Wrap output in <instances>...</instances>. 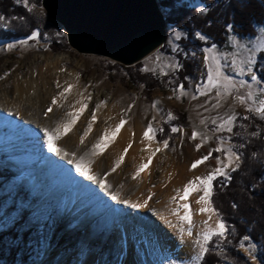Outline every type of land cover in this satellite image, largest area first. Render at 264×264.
Masks as SVG:
<instances>
[{"label":"rangeland","instance_id":"rangeland-1","mask_svg":"<svg viewBox=\"0 0 264 264\" xmlns=\"http://www.w3.org/2000/svg\"><path fill=\"white\" fill-rule=\"evenodd\" d=\"M41 2L42 0H29V6L25 7L22 0L21 2H18V0H0V16L4 17L3 20H0V72H2L0 84L5 83L6 79L12 81L16 76H19L20 79L24 78L30 72L37 74L39 72L38 69L42 66H48L55 59L54 56L56 54L64 53L72 61L67 67L70 70L78 69L86 88L89 89V93L108 91L112 93V96L119 94L116 103L122 106V112L126 120L131 121L135 117L138 118L144 124L142 126L145 130L148 124L151 123L155 131L149 134L150 139L156 142L167 141L169 154L173 157H183L188 148H190L202 158L208 155L212 149L219 146L221 140L225 141L223 144L225 148L231 146L234 152L241 155L239 149L246 138V129L248 128V124L241 120L243 116L251 115L254 117L255 120L251 121L254 122L253 126L256 132L264 133V119L246 110L248 107L255 108L258 106L259 100L264 98V94L261 93V89L264 88V79L260 76L264 72V51L261 50L262 45H264V24H260L255 28L256 34L254 35L246 36L233 32L230 34L229 42L226 45L209 44L212 39L203 32V23H201L203 20L202 18L199 19V17L205 16L212 9L215 11L213 14L217 18L222 16V23L224 24L225 17L230 13V7L232 8L233 2L231 3L230 0L215 1L211 8H208L200 0H159L160 8L171 19L180 20L179 18H182L181 14H183L182 11L180 12L181 9L190 11L188 20L192 24V33L190 34L192 42L188 45L189 56L185 61L180 56L169 53V49L165 46L163 49H158L133 65H125L99 54L80 53L75 48H72L68 44L67 35L62 25L49 17ZM234 2L236 3L237 0H234ZM218 5L221 7L218 9L220 10L219 12L216 10ZM196 6L198 7L196 8ZM202 8H206L207 11L201 12ZM234 14L235 12L230 14V16L233 17ZM28 25L37 27L35 31L39 33L37 37L33 38L32 34L34 32L23 35L12 34L10 36L6 34L7 32H4L8 30L16 32V29L24 30ZM229 26L231 24H228L227 27L232 31V26L231 28ZM197 33L205 36L206 39H200ZM206 52L209 57L214 56L219 60L224 74L232 77L233 82L237 85V88L232 90L231 95H226L220 101L221 106L217 108L213 107L217 99L215 97V89L207 96L200 95L197 91V86H201L200 91H203L202 85L206 83L207 68L204 62ZM38 56L43 58L31 64ZM249 59L253 62L251 68L257 75L259 83L250 79L248 73L249 65L247 63ZM233 60L236 61L235 65L231 63ZM186 62L193 67L195 74H192V76L187 75L185 81L180 82L177 79L179 67H176V65L181 66V64L184 65ZM210 63L213 68L216 67L215 62L210 61ZM241 68L244 69L243 74L240 72ZM240 81H246L247 83L244 86H240ZM80 83L78 81L77 84ZM180 85L184 86L183 94L179 91ZM249 93H252L250 99L248 98ZM193 96L196 98L193 99ZM237 96L245 97L246 103L240 104L239 100L236 99ZM169 113L175 119H169ZM233 113H235L236 119L232 125L233 130L231 133L226 130H215L222 122V119H226L228 115ZM4 116L5 114L0 115V122H2L0 123V128L2 130L9 124L8 121L3 120ZM213 120L216 121V124H213ZM26 124L22 120L19 123V125L25 126ZM63 124L65 123H61V126ZM29 126V129H25V131L38 130L34 125ZM7 128L2 133L0 132L2 134H0V139H3L4 143L13 144L17 140L14 139V135L12 138L7 137ZM172 128H176L178 131L173 132ZM38 131L35 135L42 138L43 133ZM194 131L200 134L196 139H192ZM29 137V135H25V138ZM202 137L204 138L203 140ZM32 141L34 140H26L25 142L31 146L34 143ZM42 141L43 145L38 148L40 155L35 156V160L31 157L32 153L27 155L32 168L23 169V174L26 175V182L30 181L31 188H38L40 197L42 196V198L46 199L44 201L45 204L40 207L39 203L33 202L30 199L31 196L27 195L25 188H22L23 191L21 190L22 192H20L19 190L17 191L16 185L10 186V183L5 182L2 186L9 189L8 191L6 190L7 196L0 201V264H56L54 261H49L53 250H59L56 256H60L63 253L68 254L65 262L61 260L59 264L71 263V259L74 257L72 255L78 253L79 247H77L76 243L79 240L73 242L63 240L61 241L62 243L57 245L61 237L68 231L66 226H69L70 223H66L65 227L55 226L54 228V226H51L53 222L52 212L72 213L69 216H73L74 222L76 221L74 224L76 226L79 224L84 228L82 230L85 232L88 229L86 219H93L95 215L97 217L102 214V220L106 224L107 221H110V217L115 214V211H119L122 207L125 212L123 219L125 218L127 223L129 221L134 223L135 226L137 225L138 219L134 218V209L136 208L131 207L129 204H116L117 202L112 199V193H104L97 188L95 181H89L81 177L73 163L69 164V161L62 162L61 157H58L60 155L57 154L58 151L49 152L48 144L45 143V140ZM197 144H201L199 150H197ZM14 146H11L14 151L23 152L25 150L23 148L18 150ZM16 146L19 147L20 144ZM62 148H70L72 150L75 147L69 144ZM125 148L129 151L127 150L126 154H121L128 157L131 153V147L127 146ZM27 150L30 151V148ZM121 152H124V148ZM217 158L224 159V154L212 152L210 158L205 161V166L201 167L200 177L207 176L215 168L221 166L217 163ZM4 159L2 158L0 161L3 162ZM63 159L65 160V157ZM26 160L24 161L21 156H18V158L8 161L14 165L25 166L23 163H28ZM234 167L235 163L232 167L226 169L228 176H221V178L226 181L229 180ZM37 169L42 171L40 172ZM35 171L36 174L33 175ZM5 172L9 171L4 170ZM49 172H53L50 175L52 177L47 174ZM14 173V170L10 173L12 182L18 179ZM61 176H63L62 179ZM216 177H219V175ZM47 178L50 179L47 180ZM164 180L166 179H162L161 185L157 183L154 192L166 187V183H163ZM2 182L3 178L0 174V183ZM80 182H83V185L79 188L78 184ZM47 183L50 185L46 186ZM177 192L175 190L165 198L156 199V211L148 206L144 209L141 208L140 210L143 211L141 215H147L149 210H153V215L162 221V216L166 215V208H169L174 201L179 200ZM90 194L94 196L89 197ZM200 194L203 195L202 188L196 193V195ZM174 197L176 200L173 199ZM129 202L131 203V201ZM64 203L71 205L72 208L67 211V206H63ZM98 207H102V209ZM211 207L214 208L212 195ZM44 212H48V214L45 221L41 222L39 221L41 213ZM129 212H132L131 221L127 218L129 217ZM216 213H218L217 210ZM216 213H214L216 218L221 220L220 215L218 214L217 216ZM159 214L164 215L160 218ZM94 220L95 225L97 218ZM108 228L109 225H106L98 231L101 237L107 232L110 235H107L103 243H101L104 245L103 250H107L109 245L113 247V243H115V237L113 233L110 234L111 232L108 231ZM203 233L202 230H199L191 238L194 245L193 261L199 251L196 241L201 240L203 242ZM79 234L76 236L78 237ZM87 243V248H96L97 246L96 242ZM55 247L57 249H54ZM260 249L251 239L248 241L243 240L237 248L244 257L246 264H264L263 254ZM48 250L50 253L49 257L47 256L48 259H46L45 254ZM223 264H242V262L225 260Z\"/></svg>","mask_w":264,"mask_h":264},{"label":"bare ground","instance_id":"bare-ground-1","mask_svg":"<svg viewBox=\"0 0 264 264\" xmlns=\"http://www.w3.org/2000/svg\"><path fill=\"white\" fill-rule=\"evenodd\" d=\"M42 58V56L36 57L31 64L40 61ZM54 58L48 66L40 67L37 74L30 72L24 78L20 79L19 76H16L14 80L6 79L5 83L0 84V115L5 114L3 120L9 122L7 125L9 128L6 127L8 130L6 135L8 138H12L14 135V139L17 140L13 144H9L8 142L4 143V140L0 139V159L5 158L3 162L0 161V174L3 178V182L0 183V201L7 196L6 190L8 191L9 188L2 187L6 182L10 183V186L16 185L17 191L19 190L20 192L23 191L22 188H25L27 195L31 196L30 199L35 203H39L40 207L45 204L44 201L46 199L42 198V196L40 197L38 188H31L30 181L26 182V175L23 174L24 170L32 168L27 155L32 153L31 157L35 160V156L40 155L38 148L43 145L42 140H45L47 144L48 138L44 135V130L55 132L57 128H60L62 132L61 123H67L71 119L68 113L78 112L82 105L86 104L87 107L83 110L71 130L66 135H62L60 139L53 140V147L59 152L60 155L58 157H61V161H79L81 157L85 158L86 161H91L89 164L90 174L109 185L108 191H105L95 182L97 188L104 193L109 192L112 193V196H117V199H115L116 204L120 203L121 200H126L131 201V204L133 202V204L143 205L147 201V206L150 209L154 208L153 210L156 211V199L165 198L175 190L178 191L176 194L179 200L175 199L176 201H172V205L166 208L165 216H162L164 214H159L160 218L161 216L163 217L161 218L162 221L153 215V210H149L147 215L142 216L141 212L143 211L140 209H144L146 206H141L134 209V218L138 219L135 226L134 223L129 221L127 223L125 218L123 219L125 212L121 207L119 211H115V214L110 217V221H107L106 224L102 220V214L97 217L95 215L93 219H86L88 229L85 232L82 230L84 228L79 224L77 226L74 224L76 221L74 222L73 216H69L72 213L52 212L53 222L51 226H54V228L55 226L65 227L66 223H70L69 226H66L68 231L61 237L57 245L62 243L61 241L63 240L67 242L79 240L76 243L77 247H79L78 253L72 255L74 257H72V262L69 264H193L194 245L191 238L199 230L205 232L208 228H215L218 219L214 213L211 214L212 218L209 219L208 213L199 211L204 205L196 203L201 196V194L196 195L198 191L192 192L187 200H181L180 196L183 195L184 186L190 180L200 176L201 167L205 166V162L192 169V163L200 159L198 153L188 148L183 157L176 158L169 154L168 146H164V140L163 142H156L150 138L146 139L144 137L145 129L142 126L144 124L138 118L135 117L131 121L126 120L122 112V106L116 103L119 94L112 96V93L108 91L89 93V89L86 88L78 69L70 70L67 67L72 62L68 55L58 53ZM1 76L2 72H0ZM78 81L81 83L77 84ZM69 86H71L70 91L64 92ZM62 92H64L63 97L60 95ZM54 97L57 101L56 104H52ZM49 107L52 108L51 112H47ZM46 112L47 115L45 114ZM93 113L96 116V120L92 122V130L84 138V142L80 143V138L84 135ZM121 119L126 121V123L120 127L119 132L115 136H111L105 142L101 154L94 155L93 144L104 134L105 130H108L109 133L115 130ZM21 120L27 123L26 126L19 125ZM29 125L37 127L39 130L37 131L43 133L42 138L35 135L37 131L34 129L28 130V132L25 131V129H29ZM4 130L0 128L1 133ZM25 135L30 137L25 138ZM25 139L34 140L32 141L34 142L33 145L27 144ZM17 144H20V146H16ZM69 144H72L75 148L72 150L70 148H62ZM129 144H131L130 155L128 157L124 156L120 166L116 167L115 171H112V168L115 167V161L122 155L121 153H124L121 152L122 149H125ZM12 145H15L14 148H18V150L22 148L25 150L23 152L14 151L13 147H11ZM29 148L30 151L27 150ZM157 149L159 150L157 151ZM66 153L67 155H65ZM18 156H21L24 161L27 159L28 163L24 162L25 166H23L14 165L8 161L14 160ZM150 156L151 159L149 160ZM63 157H65V160ZM141 164L145 165V167L137 175V170ZM4 170L9 172L4 173ZM13 170L18 177L14 182L10 179V173ZM37 170L42 171L40 169ZM52 173L49 172L47 174L50 176ZM35 174L36 171L33 175ZM62 178L63 176H61ZM162 179H166L163 182L166 183V187L154 192L157 183L161 185ZM49 185L47 183L46 186ZM81 185H83V182L78 184L79 188ZM91 196L94 195L90 194L89 197ZM184 203L190 206L191 225L179 218L184 212L180 205ZM63 206H67V211L72 208L71 205H66V203ZM98 208L102 209V207ZM174 210H178V214ZM157 211L160 212L159 210ZM47 214L48 212L41 213L39 221L44 222ZM128 215L129 217L127 218L131 221L132 212H129ZM95 218H97V221L94 225ZM205 221H207V224H205ZM106 225H109L108 231L111 232L110 234L113 233L115 243H113V247L109 245L107 250H103L104 245L101 243H103L104 238L109 233H104L103 237H101L98 231ZM182 228L184 229L183 232H181ZM189 229L192 232L191 236L188 235ZM78 233L80 234L77 237ZM87 242H96V248H87ZM54 249L57 248L55 247ZM53 251L50 257L49 250L46 252V259H48V256L49 261H54L56 264H59L61 260L65 262L68 254L63 253L60 256H56L59 250ZM72 251L74 252V250Z\"/></svg>","mask_w":264,"mask_h":264},{"label":"trees","instance_id":"trees-1","mask_svg":"<svg viewBox=\"0 0 264 264\" xmlns=\"http://www.w3.org/2000/svg\"><path fill=\"white\" fill-rule=\"evenodd\" d=\"M200 1L211 8L215 1L219 0ZM230 1L233 2L232 8L230 7V13L225 17L224 24L222 16L217 18L212 9L205 16L199 17L203 20L201 22L203 23V32L212 39L209 44L226 45L233 32L246 36L254 35L256 34L255 28L264 24V0H237L236 3L234 0ZM216 8L219 12L218 9L221 7L218 5ZM181 11L183 14H181L180 20L171 19L166 15L168 34L163 47L167 46L169 53L180 56L186 61L189 56L188 45L192 42L190 36L192 24L188 20L190 11L187 9H181ZM234 12V16L231 17L230 14ZM194 15L196 14L194 13ZM228 24H231L232 31L227 27ZM36 28L35 25H28L25 28L27 30L16 29V32L10 30L4 32H7L6 34L9 36L12 34L23 35L35 32ZM174 32L181 33L179 40L174 38ZM186 63L179 65L177 79L180 82H184L187 75L195 74L193 67ZM260 76L264 79V72ZM248 117L247 120L241 119L242 122L248 124V128L246 129V138L242 142L243 146L239 149L241 153L239 167L232 171L229 180H223L219 176L213 181L212 202L228 231L225 237L213 236L212 240L208 242L207 247L210 251L206 254L202 264H223L225 260H237L246 264L244 257L237 250L246 235L261 248L264 258V133L252 135L256 132L253 126L254 122L251 121L254 117L251 115Z\"/></svg>","mask_w":264,"mask_h":264},{"label":"snow or ice","instance_id":"snow-or-ice-1","mask_svg":"<svg viewBox=\"0 0 264 264\" xmlns=\"http://www.w3.org/2000/svg\"><path fill=\"white\" fill-rule=\"evenodd\" d=\"M18 2H21V0H18ZM23 4L25 7L29 6V0H22ZM31 10V9H29ZM207 9L206 8H202L201 12H206ZM4 17L0 16V20H3ZM231 28V26H229ZM33 38L37 37L39 35L38 32H34L33 34ZM174 38L176 40H179L181 37V33L180 32H174L173 33ZM197 36L200 39H206L205 36L201 35L200 33H197ZM261 50L264 51V45H262ZM211 62H215L216 67L213 68L211 65ZM204 62H205V66L207 68V72H206V83L204 85H202L203 87V91H200V87L201 86H197V91L200 93V95L203 96H207L209 93H211L214 89H215V97L216 99V103L213 105L214 108L220 107L221 103L220 101L226 96V95H231L232 94V90L237 88V85L233 82V78L230 76H227L226 74H224V72L222 71V66L219 63V60L216 57H209L207 55V52L204 56ZM232 65H235L236 61L233 60ZM249 67H248V73L250 76V79L252 81H256L257 83H259L258 77L257 75L252 71L251 65H252V60L249 59L247 61ZM176 67H179V65H176ZM147 70V69H145ZM244 69L241 68L240 72L241 74H243ZM247 82L246 81H240V86H244ZM70 87L66 88L64 90V92H68L70 91ZM183 85L179 86V91L183 94ZM64 92L60 93V95L63 97L64 96ZM261 93L264 94V88L261 89ZM252 97V93H249L248 98L250 99ZM196 97L193 96V99H195ZM237 100H239L240 104H245L246 103V98L243 96H237L236 97ZM56 98L54 97L52 99V104H56ZM155 106V105H154ZM87 107L86 104H83L81 109L78 112H69L68 116L71 117V119L62 125L63 131L61 132L60 128H57V130L55 132H50L49 130L45 129L44 130V135L48 138L47 140V144H48V151L49 152H53L56 151V149H54L53 147V140L54 139H60L62 135H66L71 128L73 127V125L76 124L77 120L79 119V116L82 114L83 110ZM248 112H252L255 113L257 115H259L262 119H264V98H261L259 100L258 106H256L255 108L252 107H248L246 109ZM52 108L49 107L47 109V112H51ZM47 112L45 113L47 115ZM169 119H175V117L169 113ZM236 119V115L235 113L228 115L226 119H222V122L217 126V128L215 130L219 131V130H226L227 132L231 133L232 132V125L234 123ZM243 119L247 120L249 119L248 116L243 117ZM96 120V116L93 113L92 115V119L91 121H89L88 126L84 132V135L81 136L80 138V142L83 143L84 142V138L91 132L92 130V122ZM213 124H216V121L213 120L212 121ZM126 123V121H124L123 119H121L120 124H118L116 126V129L113 130L111 133L108 132V130H105L104 134L98 139L96 140V142L93 144L92 148H93V154L94 155H99L101 154L104 146H105V142L107 140H109V138L111 136H115L118 132L120 127ZM201 123H203V121H201ZM173 132L178 131V129L176 128H172L171 129ZM155 130L152 127V124L149 123L147 126V129L144 132V137L147 138H151L149 136L150 133L154 132ZM161 131H163L161 129ZM200 135L197 132H193L192 133V139H196L197 136ZM252 135H259L258 132H254L252 133ZM204 138L202 137V140ZM164 146L167 147L168 142L164 141ZM225 143V141L221 140L220 141V145L217 146L216 148L212 149L208 155L203 156L200 159L195 160L192 163V169H195L196 167H198L200 164L204 163L205 161H207L212 152H220L224 154V159H219L217 158V163L219 165H221L220 167H217L213 170V172L209 173L207 176L204 177H200L197 176L194 178V180H190L183 188V195L180 196L181 200H187L188 196L195 191H199L202 188L203 191V195H201L199 197V199L196 201L197 204H203L204 206L201 207L199 209V211L201 213H208L209 214V219L212 218L213 213H216V210L214 208L211 207V195H212V181L214 179H216V176H228V173L226 171V169L232 167V165L235 163V167L232 168L233 171L236 170V168L239 167V161L241 159V156L238 155L236 152H234L232 150V147L229 146L227 148H225L223 146V144ZM243 145H241L242 147ZM128 147H131V144L128 145ZM201 147V144H197V150H199V148ZM127 148L124 149V154L127 153ZM159 149H157L158 151ZM57 154H59V152H57ZM124 154L120 155V157L115 161V167L112 168V171H115L116 167H119L120 164L123 162L124 160ZM67 155V153L65 154ZM74 155V154H73ZM151 159V156L149 157V160ZM225 161H227V163H225ZM69 163H74L75 164V169L76 171L79 173V175L81 177L86 178L89 181H95L99 187L101 189H104L105 191H108L109 189V185H107L106 183L102 182L99 178L95 177L94 175L90 174V168H89V164L91 163V161H86L85 158L81 157L79 159V161L76 160H69ZM145 167V165L141 164L140 168L137 170V175H139L140 170H142ZM198 182V184H197ZM199 185V186H198ZM179 194V193H178ZM112 199L115 200L117 199V196L113 195ZM150 199V197H149ZM175 199V197L173 198ZM120 203L122 204H129L131 207L133 208H137V207H141V206H147V201H145V203L143 205H137V204H131L129 201L126 200H121ZM235 207V205H233ZM181 208L184 209L183 215H180L179 218L185 222H187L189 225H191L192 223V216H191V211H190V206L187 203L181 204L180 205ZM174 212H177L178 214V210H174ZM216 215L218 216V213H216ZM205 224H207V221H205ZM184 229H181V232H183ZM228 231L226 224L222 221V220H217L216 226L215 228H208L204 233H203V242H201V240H197L196 244L199 246V251L197 253V255L194 258V262L193 264H202V262L204 261V258L206 256V254L209 253L210 249L207 247V244L209 241L212 240L213 236H218V237H225L226 232ZM188 235L191 236L192 232L189 229L188 230ZM250 239L249 236H244L243 240L244 241H248ZM221 251H223L221 249Z\"/></svg>","mask_w":264,"mask_h":264},{"label":"water","instance_id":"water-1","mask_svg":"<svg viewBox=\"0 0 264 264\" xmlns=\"http://www.w3.org/2000/svg\"><path fill=\"white\" fill-rule=\"evenodd\" d=\"M80 53L133 65L163 47L167 17L159 0H42Z\"/></svg>","mask_w":264,"mask_h":264}]
</instances>
